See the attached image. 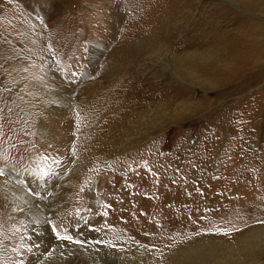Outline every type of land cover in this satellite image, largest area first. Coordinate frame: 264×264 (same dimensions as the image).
<instances>
[{
    "label": "rangeland",
    "instance_id": "374dc122",
    "mask_svg": "<svg viewBox=\"0 0 264 264\" xmlns=\"http://www.w3.org/2000/svg\"><path fill=\"white\" fill-rule=\"evenodd\" d=\"M239 39L264 47V0H0V178L64 244L0 202V264H264V52Z\"/></svg>",
    "mask_w": 264,
    "mask_h": 264
},
{
    "label": "bare ground",
    "instance_id": "6f19581e",
    "mask_svg": "<svg viewBox=\"0 0 264 264\" xmlns=\"http://www.w3.org/2000/svg\"><path fill=\"white\" fill-rule=\"evenodd\" d=\"M261 51L264 52V47L257 46L253 41L245 42V40L239 39L238 41L231 43L230 55L233 57L237 56L238 62L239 61L245 62L244 58L246 59H248V57L253 58L255 57L253 54L260 56ZM241 69L236 72L240 73ZM61 90L62 89L58 88V90L56 91V97L58 98L59 102L62 103L64 100L61 98V94H60ZM42 134H44V132ZM0 202H3L8 207H12L20 211V215H22L23 218L21 220L16 218L18 220L17 222L23 228L26 227L28 232H30L29 234L35 236L39 240H44L45 243L53 242L56 251L58 253L64 250V244L60 241H57L59 239L56 240L51 237L52 235L50 232L49 225L47 223L49 221L48 220L49 217L43 211V205L41 203L39 204L38 203L39 201L38 202L33 201V198L23 189L10 184L9 182L5 181L3 178H0ZM30 214L32 215L29 216ZM99 239L100 237L96 236V241L97 240L99 241ZM97 250L102 252V249L98 247ZM69 252L73 253L74 251H69ZM99 253L100 252L95 253L96 257L100 256L101 253L100 254ZM114 261L118 263L119 260L118 261L114 260Z\"/></svg>",
    "mask_w": 264,
    "mask_h": 264
},
{
    "label": "snow or ice",
    "instance_id": "6c2138e0",
    "mask_svg": "<svg viewBox=\"0 0 264 264\" xmlns=\"http://www.w3.org/2000/svg\"><path fill=\"white\" fill-rule=\"evenodd\" d=\"M57 235L59 236V233H57ZM65 239H71V237H63Z\"/></svg>",
    "mask_w": 264,
    "mask_h": 264
}]
</instances>
